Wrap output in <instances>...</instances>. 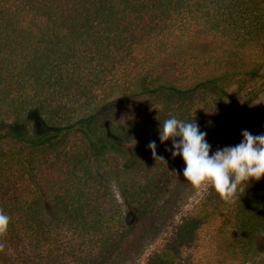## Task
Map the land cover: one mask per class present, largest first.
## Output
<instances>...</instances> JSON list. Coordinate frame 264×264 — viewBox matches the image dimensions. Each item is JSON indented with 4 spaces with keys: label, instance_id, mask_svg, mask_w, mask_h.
Returning a JSON list of instances; mask_svg holds the SVG:
<instances>
[{
    "label": "trees",
    "instance_id": "trees-1",
    "mask_svg": "<svg viewBox=\"0 0 264 264\" xmlns=\"http://www.w3.org/2000/svg\"><path fill=\"white\" fill-rule=\"evenodd\" d=\"M192 24L224 46L196 47ZM261 78L264 0H0V126L24 128L0 131V264H110L185 182L160 123L195 121L210 144L249 130L240 95ZM33 113L52 131L33 135ZM233 196L210 187L145 264H179L222 216L206 264L254 260L264 205Z\"/></svg>",
    "mask_w": 264,
    "mask_h": 264
},
{
    "label": "rangeland",
    "instance_id": "rangeland-1",
    "mask_svg": "<svg viewBox=\"0 0 264 264\" xmlns=\"http://www.w3.org/2000/svg\"><path fill=\"white\" fill-rule=\"evenodd\" d=\"M187 33L193 44L201 49L221 48L224 41L212 35L204 27L192 24L188 27ZM254 99L247 110L250 125L253 127L249 131L258 134L264 131V79H254L250 81L241 91L240 104L244 100L253 97ZM31 133L39 136L52 131L46 125L43 119L33 113L30 115ZM214 128V139L210 144L211 151L217 147L225 145H234L241 141V132H223ZM10 130L13 133H22L23 126L14 121H8L0 126V131ZM210 151V155H211ZM210 187H193L185 181L181 188L173 194H169L168 200L161 209L147 217L139 223L130 236L125 241L122 252L110 264H145L146 260L164 239L174 237L177 234L179 225L186 220L187 217L196 209L204 200ZM238 190L252 193L259 198L264 205V177L260 180H250L248 183L242 184ZM235 195V194H234ZM234 197V196H233ZM231 198L225 209H228L235 198ZM227 212H223V215ZM224 220V216L206 225L199 233L195 243L190 245L185 254L179 260V264H206V253L210 252L211 244L216 234L215 228ZM257 247L260 248L254 260L246 264H264V232L257 240Z\"/></svg>",
    "mask_w": 264,
    "mask_h": 264
},
{
    "label": "clouds",
    "instance_id": "clouds-1",
    "mask_svg": "<svg viewBox=\"0 0 264 264\" xmlns=\"http://www.w3.org/2000/svg\"><path fill=\"white\" fill-rule=\"evenodd\" d=\"M206 135L195 121L178 119L175 115L160 123L158 129L161 142L172 141L171 154L182 159L184 167L180 172L190 185L211 187L223 200L229 201L239 186L264 177V131L253 134L243 129L239 143L217 147L214 151ZM147 147L156 157V141H149ZM9 222L10 216L0 211V235L7 232Z\"/></svg>",
    "mask_w": 264,
    "mask_h": 264
}]
</instances>
